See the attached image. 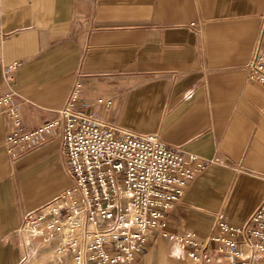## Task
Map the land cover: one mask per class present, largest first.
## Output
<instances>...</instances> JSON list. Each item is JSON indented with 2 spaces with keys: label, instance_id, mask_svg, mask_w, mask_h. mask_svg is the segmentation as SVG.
I'll return each mask as SVG.
<instances>
[{
  "label": "crops",
  "instance_id": "obj_1",
  "mask_svg": "<svg viewBox=\"0 0 264 264\" xmlns=\"http://www.w3.org/2000/svg\"><path fill=\"white\" fill-rule=\"evenodd\" d=\"M255 53L264 62V0H0V95L14 66L20 117L16 126L0 108V264H57V242L23 218L74 186L61 125L31 148L8 153L4 141L55 120L75 90L78 109L205 164L167 231L216 234L217 214L242 225L264 198ZM189 248L155 230L134 264H192Z\"/></svg>",
  "mask_w": 264,
  "mask_h": 264
},
{
  "label": "built area",
  "instance_id": "obj_2",
  "mask_svg": "<svg viewBox=\"0 0 264 264\" xmlns=\"http://www.w3.org/2000/svg\"><path fill=\"white\" fill-rule=\"evenodd\" d=\"M13 70L5 69L8 90L0 95V108L18 126ZM248 78L264 84V62L257 53ZM77 97L75 90L55 120L4 141L8 153L31 148L42 133L61 125V152L74 186L23 218L33 229L42 223L37 230L57 242V264H134L155 230L189 246L192 264H264V198L242 225L217 214L216 234L201 238L167 231L166 213L205 169L203 161L156 134L136 133L78 109Z\"/></svg>",
  "mask_w": 264,
  "mask_h": 264
}]
</instances>
